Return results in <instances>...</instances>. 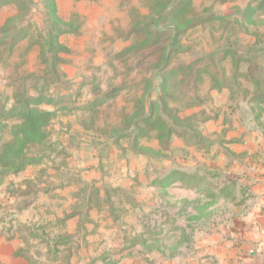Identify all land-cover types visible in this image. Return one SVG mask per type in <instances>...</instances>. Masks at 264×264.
<instances>
[{
  "label": "rangeland",
  "instance_id": "obj_1",
  "mask_svg": "<svg viewBox=\"0 0 264 264\" xmlns=\"http://www.w3.org/2000/svg\"><path fill=\"white\" fill-rule=\"evenodd\" d=\"M259 136L264 0H0V234L29 264L191 258L254 204L229 153Z\"/></svg>",
  "mask_w": 264,
  "mask_h": 264
},
{
  "label": "crops",
  "instance_id": "obj_2",
  "mask_svg": "<svg viewBox=\"0 0 264 264\" xmlns=\"http://www.w3.org/2000/svg\"><path fill=\"white\" fill-rule=\"evenodd\" d=\"M258 140L264 142L260 136ZM239 151H246L238 155L239 160L234 158L236 153H229L233 156L230 170L252 184L254 204L241 217H234L202 235L191 258H177L168 264H264V148H253L250 152L246 147ZM209 152L217 159L222 158L217 155H226L218 148ZM21 246L18 239L9 240L0 234V264H29L27 257L16 255Z\"/></svg>",
  "mask_w": 264,
  "mask_h": 264
},
{
  "label": "trees",
  "instance_id": "obj_3",
  "mask_svg": "<svg viewBox=\"0 0 264 264\" xmlns=\"http://www.w3.org/2000/svg\"><path fill=\"white\" fill-rule=\"evenodd\" d=\"M168 59H166V62ZM40 115L35 113L34 110L30 109L25 113L23 129L24 137L20 138L17 136L18 143L25 144L33 136V132L38 131L36 125H38ZM20 138V139H19ZM15 145L11 144L6 148V154L3 158L4 164L16 166L18 169L23 168V164L27 161L29 162L31 158L24 153L23 150H15Z\"/></svg>",
  "mask_w": 264,
  "mask_h": 264
}]
</instances>
